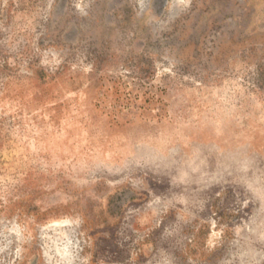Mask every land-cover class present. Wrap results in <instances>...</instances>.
I'll return each instance as SVG.
<instances>
[{"label": "rangeland", "instance_id": "374dc122", "mask_svg": "<svg viewBox=\"0 0 264 264\" xmlns=\"http://www.w3.org/2000/svg\"><path fill=\"white\" fill-rule=\"evenodd\" d=\"M0 264H264V0H0Z\"/></svg>", "mask_w": 264, "mask_h": 264}]
</instances>
